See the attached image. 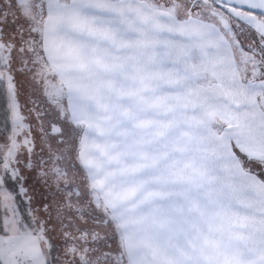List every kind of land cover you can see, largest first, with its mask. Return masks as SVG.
I'll use <instances>...</instances> for the list:
<instances>
[{
	"label": "snow or ice",
	"instance_id": "snow-or-ice-1",
	"mask_svg": "<svg viewBox=\"0 0 264 264\" xmlns=\"http://www.w3.org/2000/svg\"><path fill=\"white\" fill-rule=\"evenodd\" d=\"M0 264H264V0H0Z\"/></svg>",
	"mask_w": 264,
	"mask_h": 264
}]
</instances>
